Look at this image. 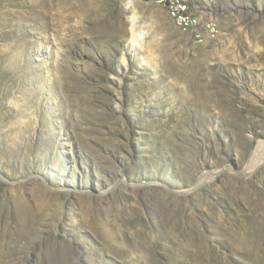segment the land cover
<instances>
[{"label": "rangeland", "instance_id": "374dc122", "mask_svg": "<svg viewBox=\"0 0 264 264\" xmlns=\"http://www.w3.org/2000/svg\"><path fill=\"white\" fill-rule=\"evenodd\" d=\"M262 149L264 0H0V264H264Z\"/></svg>", "mask_w": 264, "mask_h": 264}, {"label": "bare ground", "instance_id": "6f19581e", "mask_svg": "<svg viewBox=\"0 0 264 264\" xmlns=\"http://www.w3.org/2000/svg\"><path fill=\"white\" fill-rule=\"evenodd\" d=\"M132 38H131V44H129V47H131L132 49L139 43V40L136 38V35L134 34V32H132V36H131ZM123 59H125V56H123ZM263 144V143H262ZM259 152V155L261 156L260 157V160H259V163L258 164H260L261 163V161L264 159V149H262V150H259L258 151ZM255 153V152H254ZM257 153V152H256ZM258 155V156H259ZM254 156H255V154H254ZM257 158V157H256ZM257 160V159H256ZM253 164H255V162H253ZM255 166V165H254ZM253 166V167H254ZM254 169V168H253ZM205 179H207V178H205ZM204 178H203V180H205ZM202 183V182H201Z\"/></svg>", "mask_w": 264, "mask_h": 264}]
</instances>
